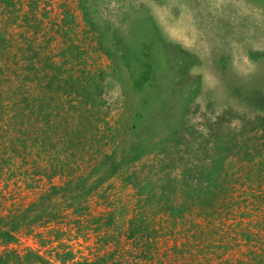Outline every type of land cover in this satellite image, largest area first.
Masks as SVG:
<instances>
[{
    "label": "rangeland",
    "instance_id": "rangeland-1",
    "mask_svg": "<svg viewBox=\"0 0 264 264\" xmlns=\"http://www.w3.org/2000/svg\"><path fill=\"white\" fill-rule=\"evenodd\" d=\"M12 2L0 5V217L28 222L0 253L238 264L258 250L264 263V0ZM32 50L91 75L94 102L45 79L20 88ZM45 113L63 121L56 149L41 142ZM198 192L217 193V211L201 212Z\"/></svg>",
    "mask_w": 264,
    "mask_h": 264
},
{
    "label": "trees",
    "instance_id": "trees-1",
    "mask_svg": "<svg viewBox=\"0 0 264 264\" xmlns=\"http://www.w3.org/2000/svg\"><path fill=\"white\" fill-rule=\"evenodd\" d=\"M4 3H5V0H0L1 6H3ZM7 3H8V6H6L5 8L10 9L9 7L13 3L12 0H7ZM1 35H2V33L0 31V53H3V52H5L8 44L5 42V41H7L5 39L6 37L5 36L2 37ZM32 51L35 54V56H31L30 58H27L24 66H22L23 70L21 71L22 80H21V83L19 84L20 88L26 87V85H28L27 84L28 81H30V82H32V80L42 81L45 79L47 81V83H46L47 87L46 88L54 87L56 90H58V88H60L61 90L64 91L65 94L70 95L71 98H73V100H76L80 104V106L83 105L85 107L86 104L92 103L91 101L94 102V100H95L94 91L97 87V85L95 83L96 81L92 80L91 75H88V73L85 70H81L80 75H74L73 73H69L70 70L65 69L63 67L64 63L59 64V63H55V62L34 60L36 58V56H38L39 54L37 51H35V52H34V50H32ZM67 51H68L69 55H72V57H77L73 53V48L68 49ZM66 62H70V59L67 58ZM4 70L5 69L2 68V65L0 62V73L4 72ZM66 73H67V75H66ZM146 79H147V76H144V78L142 80H146ZM1 81L3 82V80H1ZM25 96H28V95L25 94ZM25 100H26V98H25ZM48 106H50V104H48ZM3 111H5V109H3ZM1 114L2 113L0 111V115ZM45 116H46L44 118V119H46L45 120V122H46L45 129L46 128H48V129L42 130V137H41L42 141L41 142H47L46 140L50 139L51 144L49 145V147L51 146V148L56 149V147H58V145H56V144L59 142H57L58 141L57 139L56 140L54 139L53 133H56V130L58 131L57 128H60V129L62 128L61 124L63 123V121L60 120V122L54 123L51 120L50 114L45 113ZM78 131H80V130L78 128L77 129L75 128L74 132L76 133ZM53 140H54V142H52ZM59 140L61 141V139H59ZM24 144L26 145L25 142H24ZM71 145L73 146V143H71ZM72 146H67V148H65V149H67V151L71 150L73 148ZM89 147L91 149V147H93L92 144L89 145ZM68 152H70V151H68ZM52 154H53V156H52ZM73 154L74 153L72 151L71 155H73ZM51 158H52L51 161H52V163L55 167V171H56L57 166L59 165L58 162L56 161V160H58L57 159V153H51ZM112 167L116 170L118 168L116 164H112ZM61 168H62V172H64L66 169V167L60 166L59 169H61ZM259 180L261 182H264L263 181L264 175L259 176ZM70 185H71V183H70V181H68V186L70 187ZM61 189L66 190V189H70V188L62 187ZM73 190H76V189L71 188L72 192H73ZM222 190H224V188ZM52 191H54V194L57 193V187L53 186ZM198 194H199L198 197H202L201 201L199 203H197L198 205H201V207H200L201 212H204V210H205L206 213L212 214V211H217V210H215L219 206V204H217L218 202H216L217 201V193L214 194L212 197H210L211 196L210 194H209L210 196H208V195L200 196V192H198ZM72 202L75 203L76 200L74 199V201H72ZM42 203H43V201H42ZM42 203L38 204L39 208H41V205H43L45 202L43 204ZM211 208L213 210L209 211ZM42 210H43V208H42ZM173 211H174V209H173ZM177 211L180 212V211H184V210L179 207L177 209ZM44 213H50V211H48V209H47V206H46V208H44ZM41 215L42 214H39L38 217L35 218L34 220L39 219ZM53 215L55 216L56 213ZM27 219L28 218H27L26 213H23V214L18 213V214H14V215L9 214L7 216L0 217V242L1 241L7 242V243L12 242L16 237L15 232L20 228V226L23 225V223L25 221L28 222ZM34 220H32V222H34ZM143 230H145V226H143V224H140V223L139 224H133V227L130 229V236L135 238L136 235ZM250 235H251L250 233L247 234V236H249V238L251 237ZM257 251L258 250H255L256 255H253V257H252L255 261L254 263H253V261L251 263H247L245 260L242 259V260H238V264H264L263 261H261L260 259H257V261H256L255 257L256 256L260 257V253L257 254ZM16 252L17 251L13 249V250L6 251L4 253H0V264H53L50 260L44 258L41 254H39V252L29 251L24 255L18 254ZM66 255L69 258L70 255L72 256V253H69V254L67 253ZM67 257L66 256L64 257L65 260ZM263 257L264 256H262V258ZM231 264H233V263L231 262Z\"/></svg>",
    "mask_w": 264,
    "mask_h": 264
}]
</instances>
